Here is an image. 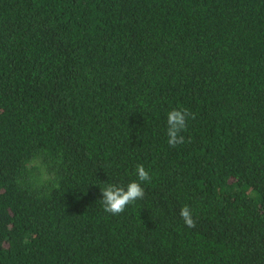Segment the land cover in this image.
Returning <instances> with one entry per match:
<instances>
[{
    "label": "trees",
    "instance_id": "1",
    "mask_svg": "<svg viewBox=\"0 0 264 264\" xmlns=\"http://www.w3.org/2000/svg\"><path fill=\"white\" fill-rule=\"evenodd\" d=\"M0 264H264V0H0Z\"/></svg>",
    "mask_w": 264,
    "mask_h": 264
},
{
    "label": "clouds",
    "instance_id": "2",
    "mask_svg": "<svg viewBox=\"0 0 264 264\" xmlns=\"http://www.w3.org/2000/svg\"><path fill=\"white\" fill-rule=\"evenodd\" d=\"M194 119L192 113L186 108H175L167 114V132L169 146L175 148L185 142L182 133L187 128V121ZM137 180L130 182L126 188L115 184L106 183L100 189L103 210L112 215H118L125 211L128 205L133 204L137 200H141L145 196V190L141 184L145 181L151 182V175L144 165H138L136 168ZM180 217L185 225L189 228H195L196 222L193 218L192 211L189 206L185 205L180 210Z\"/></svg>",
    "mask_w": 264,
    "mask_h": 264
}]
</instances>
